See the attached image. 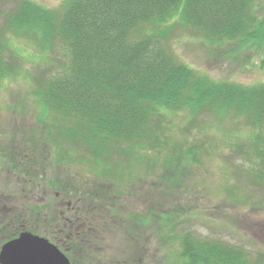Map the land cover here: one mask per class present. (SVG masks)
<instances>
[{"label": "rangeland", "instance_id": "rangeland-1", "mask_svg": "<svg viewBox=\"0 0 264 264\" xmlns=\"http://www.w3.org/2000/svg\"><path fill=\"white\" fill-rule=\"evenodd\" d=\"M15 1L5 0L0 12L11 13ZM29 1L50 10H61L68 2ZM146 25L132 33V38L139 40L155 31L166 51L195 74L243 86L264 83L259 49L218 46L194 34L178 16L162 25ZM6 28L0 21L8 45L4 53L7 69L0 78L2 234L15 235L23 226L34 224L35 228H29L33 235L66 254L60 242L73 241L67 235L74 212L67 211L65 199L69 197L56 190L54 175L58 180L76 176L93 182L99 190L109 188L100 199L95 193L90 203L72 201L78 202L72 208H79L75 209L79 223L85 219L89 224L90 218H96L90 227L96 233L91 231L90 236L98 264H183L188 261L182 257L183 238L192 240L190 245L196 250L215 241L241 249L251 263H264V182L251 177L246 153L248 137L255 131L246 118L164 112L153 119L154 124L159 119L158 125L139 142L143 150L138 145H105L93 138L85 143L83 134L80 141L71 142L57 131L62 118L55 111H45L37 99V84L65 71L66 49L56 41L48 46L42 35L27 28ZM66 127L73 125L66 123ZM25 142L38 150L35 165L28 163L31 155L22 147ZM20 167L39 173L41 184L20 173ZM34 204L41 208L39 213H46L43 218L35 217ZM46 222L56 224L51 234L58 231L57 238L42 227Z\"/></svg>", "mask_w": 264, "mask_h": 264}, {"label": "trees", "instance_id": "trees-1", "mask_svg": "<svg viewBox=\"0 0 264 264\" xmlns=\"http://www.w3.org/2000/svg\"><path fill=\"white\" fill-rule=\"evenodd\" d=\"M260 2L262 0H68L63 9L50 10L29 0H16L11 13L0 12V21L7 24V31L27 28L42 35L48 46L56 41L66 49L69 59L65 71L37 84V99L44 110L55 111L63 120L57 125L63 138L80 141L83 134L85 143L93 138L105 145H138L137 148L143 150L139 142L158 125L159 119L156 124L153 119L164 112L230 114L246 118L250 129L255 131L248 137L246 154L252 165L251 177L256 182H264V83L243 86L195 74L166 51L155 31L139 40L131 35L141 26L162 25L178 16L194 34L218 46L261 50L263 66L264 6H260ZM4 3L5 0H0V7L6 6ZM4 35V30L0 29V78L7 69L4 53L8 45ZM234 52L229 51V54ZM66 123L73 127L67 128ZM36 143L38 145L37 140ZM22 147L31 155L28 163L35 165L37 148L28 142ZM186 158L187 154L182 159ZM56 161L59 163L62 159ZM18 171L25 172L37 185L41 184L39 173L32 174L21 167ZM57 176L54 175L56 190L69 200L90 203L96 199L95 193L98 192L100 199L109 192V188L99 190L93 182L76 176L60 180ZM80 191L83 194L79 195ZM34 209L35 217L43 218L39 213L41 208L35 205ZM84 223L85 231L79 226L75 232L70 231L73 241L67 244L69 250L66 245L63 250L71 264H98L95 261L97 249L90 236L91 231L96 233L90 228L93 222L89 220L88 224L84 219ZM183 239L186 248L182 257H188L183 264H264L262 260L251 263L244 251L220 242H208L204 250H196L190 245L192 240Z\"/></svg>", "mask_w": 264, "mask_h": 264}, {"label": "water", "instance_id": "water-1", "mask_svg": "<svg viewBox=\"0 0 264 264\" xmlns=\"http://www.w3.org/2000/svg\"><path fill=\"white\" fill-rule=\"evenodd\" d=\"M0 264H69V262L47 240L26 233L1 248Z\"/></svg>", "mask_w": 264, "mask_h": 264}, {"label": "flooded vegetation", "instance_id": "flooded-vegetation-1", "mask_svg": "<svg viewBox=\"0 0 264 264\" xmlns=\"http://www.w3.org/2000/svg\"><path fill=\"white\" fill-rule=\"evenodd\" d=\"M76 203H78V202H75V203H73V202H71V201H67L66 203H65V206H66V209H67V211L69 210V213L71 212V211H73L74 212V216L73 217H69V220H70V222H71V225L69 226V229L71 230V231H73V232H75L76 231V229H77V227L79 226V227H82V230L81 231H84V228H85V223H84V219H83V222L82 223H79V218H78V216H79V213H77V215L75 216V213L77 212H75V209L76 208H78L77 206L76 207H74L75 205H76ZM72 204L74 205L73 206V208H72ZM79 205L81 204V205H83L84 203H82V202H80L79 201V203H78ZM80 207V206H79ZM77 210H79V208L77 209ZM95 212H99L97 209H96V211ZM93 215V214H92ZM51 221H52V218H51ZM56 221V220H55ZM54 221V222H55ZM90 221H92L93 222V224H95V222H96V218L94 217V219L93 218H90ZM101 221V220H100ZM99 221V222H100ZM99 222H98V224H99ZM78 223V224H77ZM46 225H42V227H44V228H46V231L47 232H49L50 234L52 233V229H53V226H56V224L54 225L53 223L52 224H48L47 222L45 223ZM77 226V227H76ZM97 226V225H96ZM35 228L34 227V224H32L30 227H26V226H23L20 230H27V229H29V228ZM76 227V228H75ZM99 227V226H98ZM1 233H3V232H0V248H1V246L5 243V242H7V241H9V240H11V239H14V238H17V236L19 235L18 233L17 234H10V236L8 235V236H2V234ZM51 235H54L53 237H56V236H59L58 235V231H55L53 234H51ZM67 237H69V238H71V236L70 235H67ZM57 238V237H56ZM61 240H59V242H60ZM63 246L64 245H67L65 242H60Z\"/></svg>", "mask_w": 264, "mask_h": 264}]
</instances>
